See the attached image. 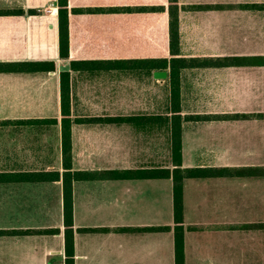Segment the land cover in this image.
<instances>
[{
	"label": "crops",
	"instance_id": "0c3cea01",
	"mask_svg": "<svg viewBox=\"0 0 264 264\" xmlns=\"http://www.w3.org/2000/svg\"><path fill=\"white\" fill-rule=\"evenodd\" d=\"M67 7L62 57L57 0H0V63L43 65L0 70V264H54L57 254L65 264L67 172L76 174L74 264H175L173 229L162 228L173 225L171 179L113 175L164 167L163 120L146 115L164 112L168 69L124 62L176 59L183 167L264 168V0H177V55L169 0ZM62 72L71 93L69 169ZM183 208V264H264V175L185 178Z\"/></svg>",
	"mask_w": 264,
	"mask_h": 264
},
{
	"label": "trees",
	"instance_id": "16d2710c",
	"mask_svg": "<svg viewBox=\"0 0 264 264\" xmlns=\"http://www.w3.org/2000/svg\"><path fill=\"white\" fill-rule=\"evenodd\" d=\"M58 5V25H59V50L62 57L68 55V7L67 0H57ZM22 12V11H20ZM178 8L177 0H169V47L172 55L179 54V37H178ZM7 13L6 11H0ZM261 64L264 63V56H260ZM175 58L161 59L158 61H130L126 67L148 69L160 68L168 69L170 88L165 95L167 105L163 114H149L148 117H155L163 120L165 135L168 142L167 164L158 169L143 170H116L113 172L115 178H170L172 181V205H173V225L164 226V229H173L174 238V257L175 264H183V233H184V208H183V181L189 177H214L225 175H264V168H216V167H183L182 165V143H181V115L179 108V91L177 85V74L175 70ZM208 64H215L218 61L206 60ZM79 63L89 64L90 62H71V67L76 68ZM97 63V62H93ZM156 64V65H155ZM54 68V63H50ZM43 65L38 62L27 63H0V70H25L41 69ZM61 76V117H62V157L63 165L66 169L70 167L71 159V93L69 87V72H62ZM95 118V117H94ZM106 118V117H104ZM80 119V118H79ZM63 198H64V253L65 264H74V240H73V203L71 178L75 173L67 172L63 174ZM87 175V174H86ZM106 172H99L96 177L106 176ZM58 176V175H57ZM55 231V229L53 230Z\"/></svg>",
	"mask_w": 264,
	"mask_h": 264
},
{
	"label": "water",
	"instance_id": "95a60500",
	"mask_svg": "<svg viewBox=\"0 0 264 264\" xmlns=\"http://www.w3.org/2000/svg\"><path fill=\"white\" fill-rule=\"evenodd\" d=\"M153 75L156 78H166L167 71H165V70H156ZM53 259L56 260V263H54V264H60L62 256L60 254H57V255L53 256ZM49 264H52L51 261H49Z\"/></svg>",
	"mask_w": 264,
	"mask_h": 264
},
{
	"label": "rangeland",
	"instance_id": "374dc122",
	"mask_svg": "<svg viewBox=\"0 0 264 264\" xmlns=\"http://www.w3.org/2000/svg\"><path fill=\"white\" fill-rule=\"evenodd\" d=\"M99 99L100 100H103L102 98L104 97V101L107 99L106 98V94H99ZM166 95V91H164V96ZM165 148H164V156H165V165L167 164V153H168V149H167V146H168V142H167V139H166V135H165ZM123 148V147H122Z\"/></svg>",
	"mask_w": 264,
	"mask_h": 264
}]
</instances>
